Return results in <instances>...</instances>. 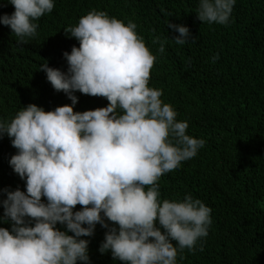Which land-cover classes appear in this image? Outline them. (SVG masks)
<instances>
[{
	"label": "clouds",
	"instance_id": "9594fccd",
	"mask_svg": "<svg viewBox=\"0 0 264 264\" xmlns=\"http://www.w3.org/2000/svg\"><path fill=\"white\" fill-rule=\"evenodd\" d=\"M9 2L14 11L0 23L19 42L35 37V21L55 6V0ZM235 3L199 0L198 19L227 25ZM167 24L179 33L176 44L189 42L186 25ZM136 29L134 21L89 11L64 28L79 41L63 53L67 71L47 62L39 67L72 103L47 111L30 103L11 120L0 119V136L17 149L9 164L26 181V191L3 189L0 219L12 226L0 227V264H88L89 241L81 237L93 235L97 223L107 229L100 252L111 250L126 264H177L178 251H193L208 235L212 210L203 201L191 194L160 198L159 178L196 156L206 141L189 135L188 122L176 119L162 90L149 86L156 56ZM164 51L160 41L158 52ZM211 59L215 63L219 53ZM76 91L109 103L74 111ZM77 204L82 207L74 211Z\"/></svg>",
	"mask_w": 264,
	"mask_h": 264
},
{
	"label": "trees",
	"instance_id": "16d2710c",
	"mask_svg": "<svg viewBox=\"0 0 264 264\" xmlns=\"http://www.w3.org/2000/svg\"><path fill=\"white\" fill-rule=\"evenodd\" d=\"M198 5L199 0H55L53 10L35 21L37 35L27 42L0 23V119L11 120L30 103L46 111L72 103L39 68L47 62L67 71L63 53L79 41L64 28L93 9L134 21L156 56L149 86L162 90L161 99L174 107L176 119L188 122L189 135L206 141L196 156L158 180L161 199L191 194L212 210L208 235L193 251H178L177 264H264V0H236L227 25L199 20ZM13 11L9 0H0V16ZM168 21L186 25L189 42L176 44L172 38L179 33ZM156 37L164 42V53L158 52ZM74 94V111L109 103L102 96ZM16 152L11 138L0 136V201L5 188L26 191V181L9 164ZM11 226L0 219V227ZM57 228L65 230L59 223ZM106 231L97 223L93 235L81 237L89 241L88 264H126L111 250L100 252Z\"/></svg>",
	"mask_w": 264,
	"mask_h": 264
},
{
	"label": "bare ground",
	"instance_id": "6f19581e",
	"mask_svg": "<svg viewBox=\"0 0 264 264\" xmlns=\"http://www.w3.org/2000/svg\"><path fill=\"white\" fill-rule=\"evenodd\" d=\"M4 97V96H3Z\"/></svg>",
	"mask_w": 264,
	"mask_h": 264
}]
</instances>
